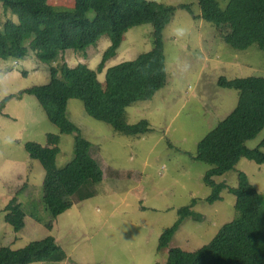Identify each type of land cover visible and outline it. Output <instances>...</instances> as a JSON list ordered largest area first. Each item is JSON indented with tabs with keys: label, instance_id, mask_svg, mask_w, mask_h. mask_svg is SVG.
<instances>
[{
	"label": "rangeland",
	"instance_id": "1",
	"mask_svg": "<svg viewBox=\"0 0 264 264\" xmlns=\"http://www.w3.org/2000/svg\"><path fill=\"white\" fill-rule=\"evenodd\" d=\"M148 1L177 8L164 30L166 87L152 100L127 109V123L147 120L150 132L138 137L120 134L91 117L82 101L71 100L68 118L91 143V155L104 177L96 186V195L82 201L73 198L72 208L55 221L43 201L45 169L30 157L26 144L47 146L49 135L59 136L57 166L62 170L74 158L76 135L61 134L35 96L19 99L17 95L47 86L54 78L63 79L60 69L65 63L72 68L87 65L105 85L109 68L152 51L153 27L146 24L131 29L101 73L98 68L111 46L108 37L86 55L68 50L53 63L44 62L39 52L23 60H0V108L15 96L0 113V250H21L53 237L67 255L66 261L34 264H167L171 248L196 252L235 220L236 197L228 190L220 201H206L212 190L204 179L212 167L194 157L199 143L238 105L239 93L220 88L219 79L264 78V51L256 44L244 51L228 45L222 29L201 18L197 0ZM219 1L224 8L229 0ZM1 3L0 30L8 21H19L17 15L5 13ZM49 4L59 12L75 11L74 0H50ZM88 17L96 15L90 12ZM263 140L264 130L247 146L256 149ZM241 172L259 191L264 212V164L243 158L235 170L215 181L238 188ZM14 198L26 214L20 232L6 222L5 209ZM194 199L198 203L192 210L202 220L186 219L169 248L159 250L161 236L177 222L179 210Z\"/></svg>",
	"mask_w": 264,
	"mask_h": 264
},
{
	"label": "trees",
	"instance_id": "2",
	"mask_svg": "<svg viewBox=\"0 0 264 264\" xmlns=\"http://www.w3.org/2000/svg\"><path fill=\"white\" fill-rule=\"evenodd\" d=\"M74 1L75 11L63 13L56 11L50 0H0L5 13L11 12L19 18L18 23L8 21L0 30V60H23L31 52H39L44 62L53 63L68 50L86 55L88 49L108 37L111 46L98 68L101 73L106 63L116 57L125 35L146 24L153 27L154 47L136 60L109 68L105 85L87 65L72 68L65 63L60 69L63 79L54 78L47 86L33 87L17 95L19 99L23 95L35 96L61 134L76 135L74 158L62 170L57 166L61 153L59 136L49 135L47 146L26 144L30 157L40 161L45 169L43 201L54 221L72 208L73 198L82 201L96 195V186L104 177L91 155V143L68 118V103L82 101L91 117L111 125L120 134L138 137L150 132L147 120L128 124L127 109L135 103L152 100L166 87L164 30L177 11L174 6L148 0ZM197 1L201 18L222 29L225 42L232 48L244 51L256 44L264 51V0H229L224 8L219 0ZM90 12L95 13L94 19L88 17ZM218 85L236 90L238 105L199 143L194 159L212 167L204 179L212 190L206 201L214 204L228 190L236 197L237 216L209 245L196 252L171 248L167 264H264V212L259 191L242 172L238 188L215 181L235 170L243 158L264 164V140L256 149L247 146L264 130V78L221 77ZM8 99L2 102L0 113ZM197 203L194 199L179 210L177 222L161 236L159 250L169 248L186 219L202 220V215L192 210ZM5 211L6 222L15 232L22 231L26 214L18 199H12ZM66 259L67 255L53 237L33 242L21 250H0V264L62 263Z\"/></svg>",
	"mask_w": 264,
	"mask_h": 264
},
{
	"label": "clouds",
	"instance_id": "3",
	"mask_svg": "<svg viewBox=\"0 0 264 264\" xmlns=\"http://www.w3.org/2000/svg\"><path fill=\"white\" fill-rule=\"evenodd\" d=\"M153 2H155V1H153ZM156 3H158V2H156Z\"/></svg>",
	"mask_w": 264,
	"mask_h": 264
}]
</instances>
